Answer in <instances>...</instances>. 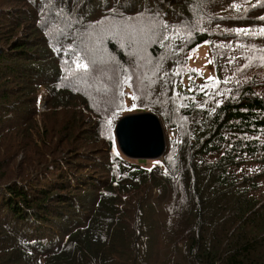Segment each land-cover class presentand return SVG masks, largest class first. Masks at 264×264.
Masks as SVG:
<instances>
[{"label":"trees","instance_id":"16d2710c","mask_svg":"<svg viewBox=\"0 0 264 264\" xmlns=\"http://www.w3.org/2000/svg\"><path fill=\"white\" fill-rule=\"evenodd\" d=\"M58 1V6L52 0L20 1L34 8L41 3L37 10L45 16L42 22H50L40 30L52 45L47 53L34 55L42 58L36 60L38 65L31 62L33 93L25 111L43 100L41 89L62 99L64 105L50 107L62 108L61 113L71 109L63 97L85 100L89 112L100 119L96 130L99 126L109 139L110 190L90 199L91 193H76L71 183L62 186V196L50 194L36 186L54 180L49 172L55 176L58 158L49 161L45 154L26 183L9 174L12 157L1 158L0 209L9 210L11 217L0 210V257H16L19 246L16 263L33 258L41 264H79L84 259L85 264L107 259L111 264L114 256H123L129 264L131 259L140 261L136 254L144 259L154 255L165 242L166 254L172 256L162 264H182L185 257L193 264H264V0ZM204 43L210 46L216 78L201 90L194 81L199 74L189 65L193 51ZM186 78L188 86L183 84ZM1 81L8 84L0 91V145L10 151L16 147L15 135L23 136L21 128L11 130L9 121L15 120L7 116L21 118L17 107H9L19 96L9 87L11 81ZM119 87L132 90L140 111L155 113L167 131L166 151L152 169L121 153L116 113L101 110V95L110 104L124 99ZM36 114L30 111L28 119L32 150L56 147L54 142L49 147L37 142L40 134L44 138L42 130L49 129L46 124L41 128ZM174 130L177 135L172 137ZM69 181L87 182L76 174ZM148 181L154 187L142 192ZM120 190L122 197L139 194L131 214L119 209ZM148 193L155 202L148 204V211L144 202L140 204L137 229L129 217ZM50 199L67 206L64 226L53 232L35 229L31 224L46 226L51 211L42 209ZM21 204L29 206L27 212ZM151 206H157V214ZM17 216L19 221L9 222ZM129 225L137 229L136 235Z\"/></svg>","mask_w":264,"mask_h":264},{"label":"rangeland","instance_id":"374dc122","mask_svg":"<svg viewBox=\"0 0 264 264\" xmlns=\"http://www.w3.org/2000/svg\"><path fill=\"white\" fill-rule=\"evenodd\" d=\"M21 0H0V53L2 50L5 51L4 54L0 55V79L11 81L9 87H12L14 90V94L19 96L15 100L12 98L11 107L15 108L16 111L20 112L21 118H13L16 117L14 113L7 115L12 121H9V125L11 126V130L14 132H18V128H21V132L23 136L15 135V143L16 147L12 150H8L6 145H0V159L8 156L12 157L7 162L8 172L13 179L19 175L20 178L24 179L23 182L26 183V180L29 177L33 178L32 169L33 166L38 165L41 161L44 160L45 154L46 158L51 161L53 158H58V164L54 167L52 171H54L53 176L49 172V178H54V180L47 179L44 182L38 183L36 189H48L50 194L58 193L60 196L63 195L62 186L65 187L71 186L75 189L74 192L80 193L81 191H87L90 194V199L93 195H96L100 192V190L108 192L110 190L108 186V178L106 171V164L108 162L109 157V146H108V137L104 136L100 132V127L96 130L95 121L100 122V119L96 117L95 114L89 112L88 108L85 105V100L81 98L75 97H63V99L67 100V105L71 108L69 111L61 113L63 111L62 108H50L54 104L64 105L62 99L51 98L48 96V92L46 89H41L39 91L40 98L42 97V101L37 103L36 108H30V105L26 107L28 113L25 111V103H30V93H33V90L30 88V77H31V62H35L34 65H38L36 60H41L42 58H36L38 53H47L52 45L48 43V35L42 34L40 30V26H44L45 24L49 25L50 19L47 18L42 22V18H45L44 15L39 14L37 7L41 5L38 2L37 7H31L30 5H23L20 2ZM54 3V0H52ZM63 1L59 0L58 4H61ZM58 6L56 3H54ZM23 8H27L29 12V17L26 11ZM72 18L75 16H70L67 19V23H72ZM16 42L20 45H15ZM26 45V49L20 48L21 46ZM29 45L33 46L30 48ZM19 47V48H17ZM192 53V52H191ZM36 55V56H34ZM20 57L30 58L28 60L20 59ZM36 58V59H35ZM111 62V61H110ZM40 64V63H39ZM99 68V66H98ZM97 68V69H98ZM189 68L194 69L199 77L196 78L195 83L199 86L201 90L209 88L206 81H212L216 78V72L214 69L213 60L210 53V46L208 43H204L198 46L190 57V65ZM37 69V68H36ZM101 74L104 71L98 70ZM103 75V74H102ZM193 79V78H192ZM8 83L0 82V91L5 89V85ZM185 86H188L189 78H186L183 83ZM123 87H119L117 92H119ZM101 92V91H100ZM99 90H96L95 93H100ZM106 93H108L106 91ZM121 93L124 96V99L116 98V103H108V100L105 96L101 95L98 99L101 102L102 109L109 108L116 113V121L118 122L123 117H126L129 114H140V108L137 106L138 100L134 97L132 90L126 89L125 91L122 89ZM56 99L58 100L56 102ZM118 101V102H117ZM66 104V102H65ZM97 110V109H95ZM30 111H35L37 114L35 115L37 120L40 121V126L42 128V124H46L48 127V132L42 130V134H44V138L42 135L37 136V142L41 146H50L54 142V144H58L56 147L49 149L45 148L43 150H32L31 143L29 141V134L31 133L28 128L29 125V115ZM149 112L145 110L142 113ZM127 113V114H126ZM53 117L52 121L44 122L45 120ZM159 117V116H158ZM161 122V126L163 129L164 139L167 147V131L164 127L162 120L159 117ZM21 125V126H20ZM45 129V128H44ZM97 133V134H96ZM177 133L173 131L172 137ZM117 140V139H116ZM52 141V142H51ZM117 147L119 148L118 142ZM121 151V150H120ZM122 153V152H121ZM44 154V155H43ZM14 155V156H13ZM164 155V154H163ZM126 157V156H125ZM134 164H140L148 169H152L158 165L157 159H131L126 157ZM161 159V158H159ZM29 167V169H28ZM51 171V172H52ZM4 172L3 169H0V173ZM47 173V172H46ZM45 174V173H44ZM76 174L79 177H83L86 179V184H77L76 182H70V175ZM43 175V174H42ZM41 175V176H42ZM40 177V176H39ZM37 177V178H39ZM154 187V183L152 181H148L141 187L142 192L150 191ZM113 189H116L114 187ZM35 190L33 189V192ZM40 191V190H37ZM112 191V189H111ZM123 190L116 192L119 196L118 205L119 209H126L128 213H132L134 203L136 202L139 194H135L132 192L127 193V197H122ZM143 196V195H140ZM168 196L166 192V196H161V200L164 201ZM39 197H43L40 195ZM47 198V197H46ZM47 206L43 211H51V214H48V220L46 226L43 225H35V229L42 230V228L46 229H60L64 226L63 219L66 217V209L62 208L64 204H59L54 199L47 200ZM145 203V210L148 211L151 208L148 207V204H153L155 199L152 198L151 194H145V197L139 201L134 213L129 217V220L132 222V225H137V229L140 227L141 223V213L137 214V209L143 211V208L140 204ZM22 205V204H21ZM24 211L27 212V207L23 206ZM88 207H91V204L88 203ZM156 208L155 214L158 213L157 206H151ZM165 207V206H162ZM83 209V208H82ZM1 212L5 213L6 216L11 217L9 210L0 209ZM59 213L60 220L57 218V214ZM140 215V216H139ZM19 221V217L17 216L13 221L10 219L9 222ZM130 226V230L133 231L134 235H136L137 229ZM127 227V225H126ZM128 228V227H127ZM52 231V230H51ZM0 232L1 229H0ZM53 232V231H52ZM128 232V231H127ZM27 234V232H26ZM23 234V235H26ZM164 240V239H161ZM166 243H159V249L155 251L154 255L149 256L144 259V257H139L136 254V257L140 260L139 262L131 259L129 264H156V261H159L160 264L163 263L165 259L168 261L171 259L172 254H166ZM93 249H96L94 245L91 246ZM161 248V249H160ZM20 247L18 246V250L15 253L16 257L19 258L20 255ZM16 257H0V264H41L39 261H36L33 258L25 259L26 262H15ZM10 259V260H8ZM44 260V259H43ZM96 260V259H95ZM87 260H80L79 264H85ZM98 264H110L108 259L105 261H98ZM194 261L185 257L182 260V264H193ZM111 264H128L123 256H114L113 262Z\"/></svg>","mask_w":264,"mask_h":264},{"label":"water","instance_id":"95a60500","mask_svg":"<svg viewBox=\"0 0 264 264\" xmlns=\"http://www.w3.org/2000/svg\"><path fill=\"white\" fill-rule=\"evenodd\" d=\"M119 148L131 159H159L166 151L159 117L153 112L129 114L116 123Z\"/></svg>","mask_w":264,"mask_h":264},{"label":"snow or ice","instance_id":"6c2138e0","mask_svg":"<svg viewBox=\"0 0 264 264\" xmlns=\"http://www.w3.org/2000/svg\"><path fill=\"white\" fill-rule=\"evenodd\" d=\"M234 7H237L238 8L237 5H234ZM83 67H84L85 70L87 69V65H84Z\"/></svg>","mask_w":264,"mask_h":264},{"label":"clouds","instance_id":"9594fccd","mask_svg":"<svg viewBox=\"0 0 264 264\" xmlns=\"http://www.w3.org/2000/svg\"><path fill=\"white\" fill-rule=\"evenodd\" d=\"M177 135V134H176ZM162 158V157H161Z\"/></svg>","mask_w":264,"mask_h":264}]
</instances>
